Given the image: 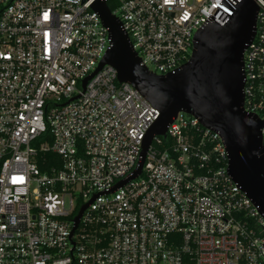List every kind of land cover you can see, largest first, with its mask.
<instances>
[{
  "label": "built area",
  "instance_id": "1",
  "mask_svg": "<svg viewBox=\"0 0 264 264\" xmlns=\"http://www.w3.org/2000/svg\"><path fill=\"white\" fill-rule=\"evenodd\" d=\"M94 1L0 0V264H264V215L228 173L219 132L179 111L142 158L159 110L114 66L95 71L112 38ZM102 1L163 75L242 0ZM256 2L243 107L264 121Z\"/></svg>",
  "mask_w": 264,
  "mask_h": 264
},
{
  "label": "water",
  "instance_id": "2",
  "mask_svg": "<svg viewBox=\"0 0 264 264\" xmlns=\"http://www.w3.org/2000/svg\"><path fill=\"white\" fill-rule=\"evenodd\" d=\"M91 6L112 38L95 71L105 64L114 66L119 82L130 83L159 110L143 140L142 158L153 137L165 136L172 118L184 111L219 132L228 153V173L264 215V143L260 132L264 121L244 110L242 92L243 54L255 35L256 0H242L224 25L209 23L200 29L189 59L175 73L163 75L140 65L120 21L104 1L95 0ZM89 77L82 81V87ZM86 206L75 217L76 223Z\"/></svg>",
  "mask_w": 264,
  "mask_h": 264
},
{
  "label": "trees",
  "instance_id": "3",
  "mask_svg": "<svg viewBox=\"0 0 264 264\" xmlns=\"http://www.w3.org/2000/svg\"><path fill=\"white\" fill-rule=\"evenodd\" d=\"M107 5H108L109 9H112V8H113V5H112V3H111L110 1L107 3ZM48 154H50V153H48ZM50 155H51V154H50ZM39 166H40L42 169H47V168L50 166V164H49V163H46V164H39Z\"/></svg>",
  "mask_w": 264,
  "mask_h": 264
}]
</instances>
